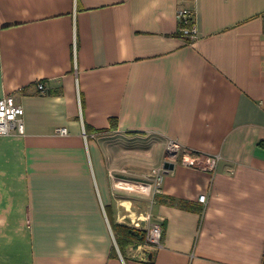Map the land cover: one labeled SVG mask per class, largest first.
<instances>
[{"label": "crops", "instance_id": "obj_1", "mask_svg": "<svg viewBox=\"0 0 264 264\" xmlns=\"http://www.w3.org/2000/svg\"><path fill=\"white\" fill-rule=\"evenodd\" d=\"M5 97L24 132L0 135V264H264V0H0ZM169 142L198 164L118 186ZM154 224L159 247L120 251L115 226Z\"/></svg>", "mask_w": 264, "mask_h": 264}, {"label": "built area", "instance_id": "obj_2", "mask_svg": "<svg viewBox=\"0 0 264 264\" xmlns=\"http://www.w3.org/2000/svg\"><path fill=\"white\" fill-rule=\"evenodd\" d=\"M177 18L180 24V32L182 37L189 41L197 39V29L194 22V15L191 11L181 8L178 10ZM40 93H45L43 85L37 86ZM23 109L16 105L9 97L0 99V135H10L13 132L23 134L24 128L22 124ZM59 135H65L66 129L61 128L57 130ZM165 160L174 161L180 157V162L185 167H195L198 164V157L188 153L175 142H169L165 148ZM210 169H214L217 163L216 158H209L207 160ZM165 170L163 166L151 170L149 179L150 183H135L131 181H121L118 186L122 190L129 192H137L140 194L160 193L163 173ZM198 201L202 204L206 203V196L201 195ZM145 244L148 246L159 247L161 241V228L159 225H152L145 234Z\"/></svg>", "mask_w": 264, "mask_h": 264}, {"label": "trees", "instance_id": "obj_3", "mask_svg": "<svg viewBox=\"0 0 264 264\" xmlns=\"http://www.w3.org/2000/svg\"><path fill=\"white\" fill-rule=\"evenodd\" d=\"M178 35L182 36L180 32V24ZM114 230L116 243L122 253H124L125 248L129 246H137L145 242L144 239L146 233L144 231L129 228L124 225L115 226Z\"/></svg>", "mask_w": 264, "mask_h": 264}, {"label": "rangeland", "instance_id": "obj_4", "mask_svg": "<svg viewBox=\"0 0 264 264\" xmlns=\"http://www.w3.org/2000/svg\"><path fill=\"white\" fill-rule=\"evenodd\" d=\"M110 138H111L110 140H112L113 142H115V144L120 145L122 147V149L133 148V145L132 144H134L135 146L140 147V148H145V146H147V145L148 146H151V145H153L154 143L157 142V140L154 139V138H146V139H143V140H139L138 142H136V141H133L132 142L131 141V143L130 142H127V141H124V140L120 141V140H118L115 137H110ZM152 141H153V144L151 143V145H150V142H152ZM165 162H171V161L165 160ZM149 174H151V170L149 171ZM135 183H141V182H135ZM132 193H136L135 195L140 194V193H137V192H132ZM140 195H142V194H140Z\"/></svg>", "mask_w": 264, "mask_h": 264}, {"label": "water", "instance_id": "obj_5", "mask_svg": "<svg viewBox=\"0 0 264 264\" xmlns=\"http://www.w3.org/2000/svg\"><path fill=\"white\" fill-rule=\"evenodd\" d=\"M173 167H174V164L171 162H164V164H163V168L165 171L172 170Z\"/></svg>", "mask_w": 264, "mask_h": 264}]
</instances>
